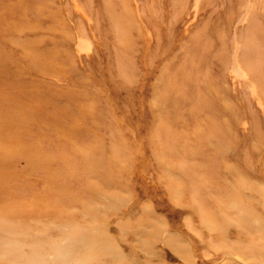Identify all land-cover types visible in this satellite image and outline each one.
I'll return each mask as SVG.
<instances>
[{"label":"rangeland","instance_id":"374dc122","mask_svg":"<svg viewBox=\"0 0 264 264\" xmlns=\"http://www.w3.org/2000/svg\"><path fill=\"white\" fill-rule=\"evenodd\" d=\"M263 256L264 0H0V264Z\"/></svg>","mask_w":264,"mask_h":264},{"label":"bare ground","instance_id":"6f19581e","mask_svg":"<svg viewBox=\"0 0 264 264\" xmlns=\"http://www.w3.org/2000/svg\"><path fill=\"white\" fill-rule=\"evenodd\" d=\"M3 37H5V36H3ZM260 257H262V256H260ZM264 257V256H263ZM256 258V257H255ZM256 260V259H255ZM262 262V261H261Z\"/></svg>","mask_w":264,"mask_h":264}]
</instances>
